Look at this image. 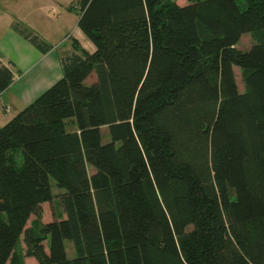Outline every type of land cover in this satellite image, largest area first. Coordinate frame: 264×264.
Listing matches in <instances>:
<instances>
[{"label": "trees", "instance_id": "16d2710c", "mask_svg": "<svg viewBox=\"0 0 264 264\" xmlns=\"http://www.w3.org/2000/svg\"><path fill=\"white\" fill-rule=\"evenodd\" d=\"M76 8L94 51L73 40L61 79L0 127V264H21V235L35 264H264V0ZM15 74L0 64V96ZM51 182L64 218L28 231Z\"/></svg>", "mask_w": 264, "mask_h": 264}, {"label": "rangeland", "instance_id": "374dc122", "mask_svg": "<svg viewBox=\"0 0 264 264\" xmlns=\"http://www.w3.org/2000/svg\"><path fill=\"white\" fill-rule=\"evenodd\" d=\"M8 2L11 6H13V9H9V12H11V14L9 13V18L13 19L14 22L19 23L31 34L39 37L41 40L43 37L52 38V41L54 39L55 43H52V47L58 54L61 53L63 56L66 54H73L74 51L72 50V41L74 39L76 41L79 40V36L85 39L84 35L77 28L79 12L76 8V0H23L20 1V6L17 5V10L14 9L16 0H8ZM52 10L54 11V14H52ZM57 31H59L60 34H57ZM256 42L257 41L252 35H244L237 45V49L242 52H247ZM234 73L239 93L242 94L244 92V85L241 72L239 69L234 68ZM16 77L17 75L15 74V79ZM94 81L95 76H92L87 83L90 84ZM3 110L4 109L0 106V124H6L3 123L5 120H10L18 114H14L11 110H9V114H5ZM67 130L69 132H74L76 130L71 121L67 122ZM101 132L103 134V140L106 142L108 140L107 129L103 128ZM88 173H92L90 168H88ZM51 189L53 201L49 204L41 206L40 216H32L26 225V230L36 233L43 225L60 218H64L58 199L62 194V191L57 189L54 182H51ZM65 249L67 257L72 259L74 257L72 244L66 242ZM15 255L18 259L17 261L21 264H35V261L26 255L24 235H21L19 239Z\"/></svg>", "mask_w": 264, "mask_h": 264}, {"label": "crops", "instance_id": "0c3cea01", "mask_svg": "<svg viewBox=\"0 0 264 264\" xmlns=\"http://www.w3.org/2000/svg\"><path fill=\"white\" fill-rule=\"evenodd\" d=\"M20 1L23 0H16L15 10H17V5L20 6ZM171 2L179 6L186 4L185 0H171ZM0 7V64H11L12 71L17 75L9 89L0 96V106L3 109L7 107L16 114L61 79L60 58L63 55L58 54L54 49L43 55L30 46L12 30L14 20L9 18V13L11 14L9 9H13V6L9 4L8 0H0ZM57 34L60 32L57 31ZM51 39L43 37L42 41L52 46V43L55 42L54 39L53 41ZM78 39V44L86 52L94 51L92 44L86 38L83 39L79 36ZM74 41L76 40L74 39ZM7 122L9 119L3 123ZM1 125L5 124H0V127H2Z\"/></svg>", "mask_w": 264, "mask_h": 264}, {"label": "built area", "instance_id": "2783aa9c", "mask_svg": "<svg viewBox=\"0 0 264 264\" xmlns=\"http://www.w3.org/2000/svg\"><path fill=\"white\" fill-rule=\"evenodd\" d=\"M51 12H52V14H54L53 10ZM4 112H5V114H9L10 111L7 107H4Z\"/></svg>", "mask_w": 264, "mask_h": 264}]
</instances>
